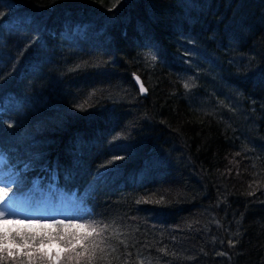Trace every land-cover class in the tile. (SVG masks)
Instances as JSON below:
<instances>
[{
    "label": "trees",
    "instance_id": "obj_1",
    "mask_svg": "<svg viewBox=\"0 0 264 264\" xmlns=\"http://www.w3.org/2000/svg\"><path fill=\"white\" fill-rule=\"evenodd\" d=\"M0 155V264H264V0H0Z\"/></svg>",
    "mask_w": 264,
    "mask_h": 264
},
{
    "label": "rangeland",
    "instance_id": "obj_2",
    "mask_svg": "<svg viewBox=\"0 0 264 264\" xmlns=\"http://www.w3.org/2000/svg\"><path fill=\"white\" fill-rule=\"evenodd\" d=\"M0 159L1 155H0ZM36 196L38 197L37 202V214L33 212L34 206L32 207H19L13 205L15 200L11 202L0 201V205H3L4 202H7V206L10 208L12 215H7L6 218L0 219V235L3 236V245L9 249H20V245L17 243L19 239L25 237L32 238H47L48 240L44 243H40L39 247L44 250L45 255L53 262L56 263L60 257V254L63 250V245L50 239L49 235L53 229L54 223L60 222L61 229L63 231L77 227L76 223L70 220L64 219L62 214L70 212L73 209H82L81 204H74L75 194L71 195L62 194L55 187L54 183L51 181L46 182L44 186L39 184V181L34 182ZM51 194H54L56 198V207L49 210L45 208V204L49 205L53 200ZM55 202V201H54ZM34 214H33V213ZM25 217H29L26 219ZM24 233V234H23ZM14 234L16 237L14 238ZM20 235V237H19Z\"/></svg>",
    "mask_w": 264,
    "mask_h": 264
},
{
    "label": "snow or ice",
    "instance_id": "obj_3",
    "mask_svg": "<svg viewBox=\"0 0 264 264\" xmlns=\"http://www.w3.org/2000/svg\"><path fill=\"white\" fill-rule=\"evenodd\" d=\"M187 86V85H186ZM143 90V88L141 89ZM4 190L0 189V201H4V195H3ZM10 208L7 206V202H4L3 205H0V219L6 218L7 215H12ZM28 219L29 217H25ZM3 240V236L0 235V241ZM2 251V249H0Z\"/></svg>",
    "mask_w": 264,
    "mask_h": 264
},
{
    "label": "water",
    "instance_id": "obj_4",
    "mask_svg": "<svg viewBox=\"0 0 264 264\" xmlns=\"http://www.w3.org/2000/svg\"><path fill=\"white\" fill-rule=\"evenodd\" d=\"M134 83L136 85V87L138 88L139 92L141 94H145L146 93V88L145 86L143 85L141 79L139 78V76L135 75L134 76ZM143 88V90H141Z\"/></svg>",
    "mask_w": 264,
    "mask_h": 264
}]
</instances>
